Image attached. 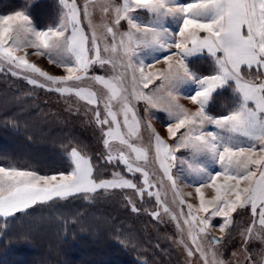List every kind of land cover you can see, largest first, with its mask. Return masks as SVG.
<instances>
[{
	"label": "snow or ice",
	"instance_id": "obj_1",
	"mask_svg": "<svg viewBox=\"0 0 264 264\" xmlns=\"http://www.w3.org/2000/svg\"><path fill=\"white\" fill-rule=\"evenodd\" d=\"M90 2L86 0L81 6L77 0H59L62 5L59 23L46 30H38L25 11L0 15V62L32 73L25 78L34 86L75 95L97 106L94 119L105 137L106 162L121 161L127 173L140 174L142 186L138 187L118 172L111 180L94 179L91 158L73 148L70 155L74 167L68 174L40 175L35 171L0 167V218L7 223L18 213L28 214L38 204L108 189H133L141 199L145 193L155 196L164 212H169L159 192L152 191L155 185L149 172L123 151L116 156L112 154L111 141L116 139L136 154V161L148 160L147 150L132 143L139 138L142 126L135 102L143 101L146 112L150 108L160 109L169 118L165 128L174 144H169L150 120L144 121V126L151 134L159 167L173 189H176V179L171 175V168L177 160L184 166L182 172L199 178L195 188L198 207L187 204L188 212L183 220L194 248L184 246L189 257L199 253L204 264H208V253L199 238L208 234L213 219L221 218L217 227L225 233L233 223V213L250 206L258 221L254 220L245 229V241L252 238L257 222L264 229V0H121L119 5L108 0L104 11L112 8L115 15L113 26H105L112 44L105 45L103 51L115 54L118 49L122 50L123 58L119 60L114 55H101ZM138 10L151 14V22H142L138 15H133ZM82 15L88 21L87 27L92 29L90 34L85 31ZM121 21L127 22L129 30L119 33L117 39L114 26ZM173 22L178 23L174 30L168 26ZM21 36L26 42L21 41ZM22 47L35 49L33 55H47L67 75H51L42 70L29 61L27 53L17 54ZM64 52L70 53V57H63ZM141 52L152 59L145 63L140 58ZM202 53L211 57L207 74L189 66V58ZM161 63L166 67L149 70ZM106 64L113 68L119 66L122 71L109 78L91 77L109 93L103 102L102 115L96 94L70 86L69 82L81 81L94 65L103 68ZM252 70L260 73L258 79L251 78ZM12 74L20 73L13 70ZM125 75L130 78V90L123 86ZM157 80L160 84L156 88L144 91ZM224 90L232 93V106L223 114H213L211 105ZM181 94L195 106L194 111L179 102ZM113 102L119 103V111L114 110ZM121 114L122 120L118 119ZM122 126L126 132L121 130ZM182 149L190 155L178 157ZM212 164H218L220 170L210 172ZM204 188L214 189L215 195L206 199ZM175 194L183 206L182 196L178 191ZM132 210L138 211L135 205ZM201 212L204 215H199ZM152 215L159 217L160 213L154 211ZM172 219L177 220V227L183 232L177 216L173 215ZM223 239L213 237L210 244H220ZM211 255L214 264H225L215 251Z\"/></svg>",
	"mask_w": 264,
	"mask_h": 264
},
{
	"label": "rangeland",
	"instance_id": "obj_2",
	"mask_svg": "<svg viewBox=\"0 0 264 264\" xmlns=\"http://www.w3.org/2000/svg\"><path fill=\"white\" fill-rule=\"evenodd\" d=\"M20 1L22 2L21 6L15 9L9 7L8 12L5 13L3 12L6 8L0 6V15H11L17 11H25L30 15L33 25L38 30H46L48 27L58 25L62 14V5L59 0ZM48 1L53 7H51L52 14L48 18L38 21L34 17L37 6ZM77 2L82 6L86 0H77ZM111 2L119 5L121 0H111ZM107 4L108 0H91L89 4L92 11L91 19L98 37L97 43L101 47V55L103 57L114 55L119 60L123 58L122 50L118 49L115 54L103 51L105 45L110 46L112 44V39L107 34L105 26H113L115 15L112 8H109L107 12L104 11ZM133 15H138L142 22H151V14L146 11L138 10ZM81 19L85 25L86 33L90 34L92 29L87 27V19L83 15ZM168 26L174 30L178 27V23L173 22ZM114 30L118 33V39L119 33L129 30L127 22L121 21L120 25L114 26ZM20 39L22 42H26L24 36H21ZM28 39L30 40L31 37ZM34 51L35 49L31 47H22L17 54L23 56L27 53V58L30 62L35 63L51 75H67L65 69L50 61L47 55H33ZM61 55L65 58L70 57V53L67 52L61 53ZM139 55L140 58L144 59L145 63L152 59L151 57H144L143 52ZM161 55H164V53H161ZM199 55L201 54L197 56ZM133 61L135 62V58H133ZM163 67H166L163 63L156 64L155 68L149 70L155 71ZM13 70L20 74L13 75ZM121 71L122 69L119 66L113 68L111 65L106 64L101 68L99 65H94L84 79L71 81L69 85L94 92L100 100V110L103 115V102L109 93L104 85L91 77L104 75L109 78L119 74ZM32 75L29 72L12 69L7 63L0 62V116L3 118L2 122L4 125L7 124L9 126L8 129H11V131H17L16 129H18L23 132L24 134H20L27 137L31 143L41 146L40 148L43 149L41 152L45 151L49 155L46 157L61 160V169H63V166L67 169L51 171L52 169L49 168L39 169L34 166H19L14 161L5 163L2 161L0 167H15L21 170L35 171L40 175L68 174L74 167L70 153L75 148L82 155L91 158L94 167V179L111 180L113 179V174L118 172L125 178L132 179L137 183L138 187L142 186L140 174L127 173L121 161L106 162L107 150L103 143L105 137L94 119V111L97 106L90 105L75 95L60 94L56 91L48 90L47 87L34 86L25 78ZM39 79L43 82V78ZM159 84L160 81L157 80L155 84L150 85L149 89H144V91L148 92ZM123 86L129 90L132 87L128 75L124 77ZM179 102L190 110H195V106L185 99L182 94ZM113 108L119 111V103L113 102ZM135 110L141 119L142 126L139 138L133 139L132 143L147 150L148 160L146 162L136 161V154L131 153L126 146L121 145L116 139L111 141L112 154L116 156L123 151L125 155L129 156L130 160L144 167L149 172V178L155 185L152 191L159 192L163 205L169 208V212H164L163 206L157 202L155 196L150 197L145 193L143 199H141L133 189H108L98 190L95 194L85 195L80 193L66 199L56 198L46 204H38L33 209H29L28 214L18 213L15 218H9L8 223L17 220L15 224L20 226L33 219L37 225H45L47 218H52L68 221L74 225L79 224L90 233L92 232L91 230L95 231L98 227H103V231H106V225L109 230H116L121 240H125L127 244H131L134 247L133 249L136 250L135 255L142 256L143 254V264H204V260L199 253L189 257L184 246L187 244L189 247L194 248L188 237L187 228L184 226L183 220L188 212L187 204L198 207L199 196L195 188L199 185V178L194 177L190 173L182 172L181 169L184 166L177 160L175 166L171 168V175L176 179V189H173L171 182L164 176L163 170L159 167V162L155 158L151 134L144 126V121L150 120L152 127L169 144H174L175 141L169 139L166 133L165 125L169 122L167 113L160 109L151 108L146 112L143 101L135 102ZM118 119H123L122 114L118 115ZM121 130L126 132L123 126ZM38 146L36 148H39ZM22 147L24 152H31V154L32 149H35L34 146H30L27 143L22 144ZM188 155L190 153L185 149L177 153L178 157ZM34 157L40 158L38 154H35ZM219 170L218 164H212L209 168L210 172ZM176 191L180 193V196L185 201L183 206L179 203L180 197L176 196ZM202 191H204L206 199H211L215 195L214 189L211 188H204ZM133 205L138 211L132 210ZM154 211L160 213L159 217L152 215ZM181 211L183 215H181ZM173 215L177 216L181 227L184 228L183 232L177 227V220L172 219ZM199 215L202 216L204 213L201 212ZM232 219L233 223L225 233H221L217 227L222 222L221 218H215L212 221L213 226L208 229V234L200 236L199 239L203 248L208 253V264H214L211 255L212 251H215L217 258L223 260L225 264H264V229L259 227L258 222L254 225L252 238L247 241L244 239L245 229L252 226L254 220L258 221V217L253 216L249 206L244 209H238L236 213H233ZM3 223L5 222L0 218L1 226L8 225ZM46 230L47 228L44 227L41 231L38 229H33L32 231H40L43 234ZM103 231L94 233L101 236L104 233ZM213 237H223L224 239L220 244L212 245L210 241ZM181 240H183V243H181ZM130 249L133 251L131 247Z\"/></svg>",
	"mask_w": 264,
	"mask_h": 264
},
{
	"label": "trees",
	"instance_id": "obj_3",
	"mask_svg": "<svg viewBox=\"0 0 264 264\" xmlns=\"http://www.w3.org/2000/svg\"><path fill=\"white\" fill-rule=\"evenodd\" d=\"M21 5L20 0H1L0 2V6L6 8L3 13L8 12L9 7L15 9ZM51 7L50 1L39 4L34 17L38 21L48 18L52 14L53 7ZM210 65L211 57L207 54L189 59V66H195L199 72L204 74L208 73ZM251 76H260V73L252 70ZM231 106L232 93L224 90L211 105V111L219 115ZM1 117L0 163L14 161L19 166H34L39 169L49 168L52 169L51 171H60L61 160L46 157L49 155L45 151L41 152L43 151L41 146L31 143L27 137L20 134H24L20 130L8 129L9 126L4 125ZM24 143L35 147L32 149V154L22 150ZM35 154H38L40 158H35ZM63 169L67 168L63 166ZM16 222L17 220H14L3 223L8 225H0V264H143V254L142 256L135 255L134 247L127 244L125 240H121L116 230H109L105 224L103 225L106 231H103V227H98L90 233L79 224L74 225L60 219L47 218L45 225H37L33 219L20 226L16 225ZM44 227L47 230L42 234L40 231ZM33 229L40 231H32ZM102 231L104 233L101 236L95 234Z\"/></svg>",
	"mask_w": 264,
	"mask_h": 264
},
{
	"label": "crops",
	"instance_id": "obj_4",
	"mask_svg": "<svg viewBox=\"0 0 264 264\" xmlns=\"http://www.w3.org/2000/svg\"><path fill=\"white\" fill-rule=\"evenodd\" d=\"M202 54H207V53H202ZM202 54H201V55H202ZM199 56H200V55H199ZM259 77H260V76H256V77H252V76H251L252 79H258Z\"/></svg>",
	"mask_w": 264,
	"mask_h": 264
}]
</instances>
